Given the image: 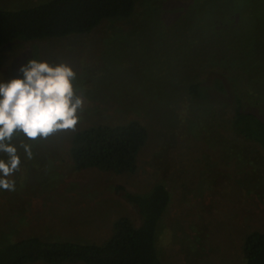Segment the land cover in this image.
<instances>
[{
  "label": "rangeland",
  "instance_id": "obj_1",
  "mask_svg": "<svg viewBox=\"0 0 264 264\" xmlns=\"http://www.w3.org/2000/svg\"><path fill=\"white\" fill-rule=\"evenodd\" d=\"M40 1L46 0H0V9ZM31 59L69 64L84 107L73 128L35 140L13 136L20 167L10 177L14 188H0L3 233L14 225L16 238L103 242L119 214L136 219L112 185L143 192L164 178L171 201L157 229L162 259L240 263L238 236L253 225L264 228V169L248 142L219 127L220 107L180 102L188 81L209 85L223 77L229 97H240L245 111L264 120V0H139L129 18L89 33L4 43L0 82L21 76ZM130 118L149 131L134 174L72 167L66 151L74 131Z\"/></svg>",
  "mask_w": 264,
  "mask_h": 264
},
{
  "label": "trees",
  "instance_id": "obj_2",
  "mask_svg": "<svg viewBox=\"0 0 264 264\" xmlns=\"http://www.w3.org/2000/svg\"><path fill=\"white\" fill-rule=\"evenodd\" d=\"M138 1L46 0L16 10L0 9V46L13 40L89 33L105 21L129 18ZM223 68L228 70L227 66ZM211 79L209 85L188 81L180 103H188L190 109L208 101L213 108L220 107L225 120H218L219 127L223 125V131L234 141L248 142L250 154L258 155V165L264 169V120L245 111L240 97H229L223 77ZM148 139L147 125L138 118L99 122L74 131L66 155L76 171L134 174ZM163 179L143 192L112 185L114 193L136 212V219L119 214L111 221L112 232L103 242L50 240L36 235L16 238L14 225L6 234L0 228V264H167L156 245L157 229L171 201ZM259 182L264 185V177ZM254 185L251 182L249 192ZM238 239L239 264H264V228L253 225Z\"/></svg>",
  "mask_w": 264,
  "mask_h": 264
},
{
  "label": "clouds",
  "instance_id": "obj_3",
  "mask_svg": "<svg viewBox=\"0 0 264 264\" xmlns=\"http://www.w3.org/2000/svg\"><path fill=\"white\" fill-rule=\"evenodd\" d=\"M21 76L0 82V188H14L10 179L20 167L14 135L28 139L46 138L59 130L73 128L83 111L84 98L78 95L76 73L67 63L52 64L31 59L20 68ZM28 158L31 146L23 144Z\"/></svg>",
  "mask_w": 264,
  "mask_h": 264
}]
</instances>
